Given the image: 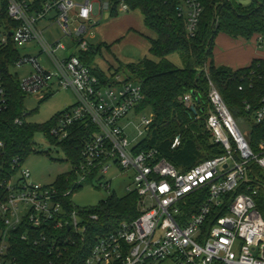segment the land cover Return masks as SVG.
<instances>
[{"label":"built area","instance_id":"obj_1","mask_svg":"<svg viewBox=\"0 0 264 264\" xmlns=\"http://www.w3.org/2000/svg\"><path fill=\"white\" fill-rule=\"evenodd\" d=\"M109 10V3L96 0L84 4L74 0H0V111L9 105L4 64L12 59V53L19 55L18 46L37 44L38 55H19L9 65L11 73L18 77L26 96L44 98L56 87L73 91L76 104L57 119L48 136L62 143L75 130L83 134L77 146L79 164H72L70 172L72 188L63 194L54 185L34 183L18 159L11 168L0 162V264H19L13 255L17 236L36 248L50 242L51 251L67 244L57 235L64 229L83 239L87 222L97 221L98 216L78 208L72 195L88 183H99L111 191L112 179L105 176L113 169L133 174L127 194L138 193L140 215L98 239L85 264H264V218L254 197L239 193L227 199L247 181L250 163L264 171V140L255 153L210 83L206 129L212 141L224 148L223 155L182 172L162 158L158 149L140 150L154 122L152 112L139 117L144 112L140 111L145 98L142 86L126 74L122 78L119 72L111 75L87 66L80 56L90 49L89 29L98 22L93 17L106 16ZM201 13L200 0H181L179 15L185 18L191 36L197 31ZM44 22L47 26L41 28ZM52 26L72 41V47L60 40H46L45 32ZM41 56L47 57L50 70L40 64ZM27 65H31L29 74L21 78L15 73ZM181 102L197 115L191 94ZM245 110L251 112V105L246 103ZM131 114L140 118L138 124L127 121ZM250 118L251 124H264V98ZM16 124L23 121L17 119ZM132 126L140 142L129 139L127 129ZM180 144L178 136L172 148ZM3 149L0 143V157ZM68 199L71 209L67 208Z\"/></svg>","mask_w":264,"mask_h":264},{"label":"trees","instance_id":"obj_2","mask_svg":"<svg viewBox=\"0 0 264 264\" xmlns=\"http://www.w3.org/2000/svg\"><path fill=\"white\" fill-rule=\"evenodd\" d=\"M200 2L202 13L194 36L188 34L186 20L179 15L181 0H112L108 12L109 17H118L121 5H125L129 11H139L144 17L145 26L156 34L155 39H150V54L153 59L145 58L138 63L127 64L116 72L126 74L130 80L142 86L145 98L140 111L151 110L154 114L150 133L141 142L140 150L158 149L162 158L182 172L225 153L220 144L212 141V136L206 129L211 111L208 100L210 83L236 120L241 117L250 118L264 98L263 59L254 60L250 66L237 70L214 64L215 41L219 35L246 41L256 37L263 40L260 45L264 44V0H252L248 6H243L236 0ZM9 48L13 51L12 46ZM175 54L184 58L183 68L177 67L168 59ZM99 55L101 46L93 44H90L87 52L80 54L87 66L97 69L96 59ZM18 58L17 53H12V59L4 64L9 105L6 110L0 111V143L4 144L1 164L11 168L15 160L25 163L32 154L37 153L34 137L38 133L45 134L51 144L62 148L71 164H79L77 146L81 142L82 133L75 130L62 143L48 136L64 112L45 125L28 121L32 113L25 108L27 96L21 91L18 77L11 73L9 67ZM187 94L193 96L197 115L181 102V98ZM49 97L51 95L42 98V102ZM246 103L251 105V112L245 110ZM17 119L22 120L23 124H16ZM250 128L248 140L256 153L259 143L264 140V124L252 123ZM178 136L181 144L173 149ZM71 178L72 174H63L53 185L63 194L72 188ZM239 193L252 195L264 218V171L256 163H250L247 181L228 195L227 199L230 200ZM66 203L68 209L73 208L70 199ZM88 212L97 215L98 220L87 222L84 238H78L73 232L64 229L57 235L67 244L58 243L57 251H51L50 242L42 243L36 248L17 236L13 255L18 263L85 264L98 239L114 232L121 224L130 223L139 217V195L136 192L123 197L113 194L99 208L88 209Z\"/></svg>","mask_w":264,"mask_h":264},{"label":"rangeland","instance_id":"obj_3","mask_svg":"<svg viewBox=\"0 0 264 264\" xmlns=\"http://www.w3.org/2000/svg\"><path fill=\"white\" fill-rule=\"evenodd\" d=\"M77 4H84L86 0H74ZM101 4H107L112 2V0H96ZM237 3L242 4L243 6H248L251 4L252 0H236ZM120 9V8H119ZM120 11V10H119ZM105 14H108L106 12ZM97 22V25L89 29V34L87 39L90 44L94 46H98L103 42V36L101 33V29L107 23L105 15L103 17H93ZM46 22L41 23L40 27H46ZM91 36V37H90ZM90 37V38H89ZM45 38L48 42L53 43L56 40H60L67 48L72 47L73 43L69 38L63 37L60 30L56 26L50 27L45 32ZM221 38V37H220ZM221 42V39L219 40ZM250 46H256L257 50L264 51V44L260 45V42L251 41ZM218 48L221 50L222 54H228L227 50L220 47ZM20 56H33L36 57L38 52L40 51V47L37 44L31 45H23L18 46L17 48ZM240 54L238 52L234 53ZM145 55L149 59H153L147 52H144L142 48L136 47L133 44H126L120 50V57L123 59L124 62H138L141 61ZM64 56V54H63ZM62 56V57H63ZM233 56L232 53L229 54V57ZM176 64L179 66L184 67L185 60L181 55H177L172 57ZM100 61L101 68L107 70L108 68V58L104 59V56L99 55L98 58ZM103 60V61H101ZM39 62L42 66L46 67L47 69H51V66L47 60L46 56H41L39 58ZM111 62V61H110ZM247 60H243L241 65L246 63ZM127 64H114L112 65L111 75L115 74V68L124 67ZM236 65V64H235ZM247 65V63L245 64ZM240 67V66H235ZM232 69V68H231ZM234 70V69H233ZM31 71V65L24 66L21 69H16L15 73H17L21 78L25 75L29 74ZM122 78H125V74L121 73ZM76 95L71 90H63L60 88H55L53 94L49 99L42 102V95L39 96H27L25 99V108L27 112H31L32 115L29 116L28 121L31 123H36L40 125L48 124L52 121L59 113L66 111L69 108H72L76 104ZM151 114V110H145L139 117L146 115L149 116ZM139 117L131 114L127 121H133L134 123H139ZM238 126L246 133L248 137L251 122L250 118L241 117L237 120ZM122 126L124 124H121ZM129 139L132 140L136 138V142H140V139L137 137V132L135 128L132 126L131 128L127 129ZM35 142V149L37 153L32 154L24 163L23 169H27L31 173L32 181L34 183L43 185V186H50L53 185L59 176L63 174H68L72 171L73 166L71 162H69L66 158L65 152L62 148L50 144L46 139L44 134L38 133L34 137ZM106 180L112 179V188L111 191H108L100 186L99 183H92V184H84L83 188L76 191L72 195V200L74 204L81 209H96L101 206V204L106 201L110 196L113 194L117 195L118 197H123L127 194V188L132 187L133 185V174L132 173H119L115 169L110 170L109 174L105 176ZM105 179L103 181H106ZM163 264H174L173 262H165Z\"/></svg>","mask_w":264,"mask_h":264},{"label":"crops","instance_id":"obj_4","mask_svg":"<svg viewBox=\"0 0 264 264\" xmlns=\"http://www.w3.org/2000/svg\"><path fill=\"white\" fill-rule=\"evenodd\" d=\"M119 16L118 17H108L107 23L101 29L103 36V43L98 45L101 46V56H104V59L108 58L107 70L101 68L100 60L96 59V66L98 70L102 73H111L112 65L114 64H133L134 62H124L120 57V50L126 44H133L136 47L142 48L144 52L150 54V39H155L156 34L149 30L144 23V17L139 11H125L120 6L119 7ZM107 15V14H106ZM221 37V38H220ZM221 39V42L219 41ZM259 41L258 38H253L251 41ZM251 41H246L244 39H232L226 35H219L215 41L214 48V64L217 67H229L234 70L242 69L251 65L254 60L263 59L264 60V51L257 50L256 46H250ZM223 46L227 50L228 54H222L221 50L218 48ZM240 53L235 54L234 53ZM232 53L233 56L229 57V54ZM178 54L171 55L168 59L177 67L183 68L176 64L175 60L172 57L177 56ZM152 57V56H151ZM148 58L146 55L143 59ZM142 59V60H143ZM247 60V65L244 63L241 65L243 60ZM103 61V60H101ZM140 62V61H138ZM136 62V63H138ZM236 64V65H235ZM240 66V67H235ZM118 67L115 68L117 71Z\"/></svg>","mask_w":264,"mask_h":264},{"label":"water","instance_id":"obj_5","mask_svg":"<svg viewBox=\"0 0 264 264\" xmlns=\"http://www.w3.org/2000/svg\"><path fill=\"white\" fill-rule=\"evenodd\" d=\"M108 17H109V14L106 15V18H108Z\"/></svg>","mask_w":264,"mask_h":264}]
</instances>
